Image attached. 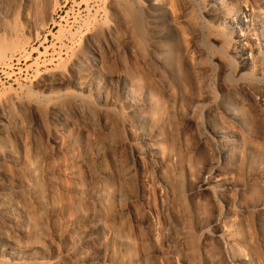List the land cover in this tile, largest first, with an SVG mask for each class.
<instances>
[{"label": "bare ground", "instance_id": "obj_1", "mask_svg": "<svg viewBox=\"0 0 264 264\" xmlns=\"http://www.w3.org/2000/svg\"><path fill=\"white\" fill-rule=\"evenodd\" d=\"M70 1L0 0V264H264V0Z\"/></svg>", "mask_w": 264, "mask_h": 264}, {"label": "rangeland", "instance_id": "obj_2", "mask_svg": "<svg viewBox=\"0 0 264 264\" xmlns=\"http://www.w3.org/2000/svg\"><path fill=\"white\" fill-rule=\"evenodd\" d=\"M109 3H110V0H92L91 2H89V0H71L69 5L67 6V10L64 11V13L61 16H59V18L57 19V24L55 26H52L51 29L49 30V33H52L51 38H50V44L51 45H57L59 43L58 38L60 36L61 37L68 36L69 31L76 33V32H79L80 30H82V28H84L87 24H89L90 22L93 21L92 18L94 16L95 12L97 10H100V9H101V12L104 11L107 8ZM89 4L95 10L93 12H90L91 14L89 13L90 10L88 9ZM101 15L102 16L98 17V19L100 21L103 20V14H101ZM40 57H41V55L39 53H37L34 60H31V62H29V63H27L28 62L27 59H24L21 66H13L12 68H9L6 66L0 67V90H3L5 88L11 86L12 83H15L14 81L17 79L18 80L20 79L21 83L28 85L27 81L30 77H32V75H34L35 69L31 71V76H29L27 73H24L23 76H19L20 78L18 76H16V78L13 79V82L8 79L9 73L11 72V70L19 69L20 67H23L24 69H26L27 64H29V66L32 65ZM16 64H18V63H16ZM16 84L17 85L15 87L17 88L18 83L16 82ZM133 191L134 192L136 191L135 188ZM189 191H190V189L187 187L185 189V192L187 195H189ZM152 192H153V190L150 188V195L149 196H151V198L148 196L149 197L148 199H149V202L151 203V207H152L151 212H150L149 208H147V206L145 204L143 205L142 203H140L138 205V208H137L138 209V217L140 216L139 220L142 221V222L141 221L140 222L144 228V235L145 236H147L146 234H148V228H147L148 226L146 225V223L150 217L149 214L152 215L153 219L155 218L154 221L158 224V226L160 225L159 227H161L162 230H164L163 224H162V222H160L161 220H159V218H160L159 212L161 213L160 203ZM185 201H186V199H185ZM185 204L188 205V206H186L187 209H189L190 207L192 208L194 206V204L190 198H188V201ZM190 214H191V212L187 213L188 216L186 215V217H188L187 219L190 221V222H188V223H190V224H188V226H189V231L191 232V233L189 232L191 240L189 237V239H188L189 245H187V249H186L187 253L186 254H187V256L189 255L188 258L190 259L191 264H206L204 257L202 255L203 252L201 249L202 248V244H201L202 243V239H201L202 235L200 233V230H198L194 227L195 225H193V223L191 221V217H190L191 215ZM165 234H166L165 232L163 233V235L161 234V236L158 238V240L156 242H152L149 239L148 240L146 239L147 243H148L147 244L145 242L146 243L145 248H147L146 249L147 252L149 251V253H151L157 249H160V251L162 252V257L158 260H153L154 262L152 261L151 264L152 263L155 264L156 261H158L156 264H160V263L161 264H178L177 262H175L171 259L169 252H167L168 251L167 237ZM189 248L191 250H188ZM214 249L216 250V251L213 250L214 255H219L220 253L219 254L217 253V252H219L218 249H216V248H214Z\"/></svg>", "mask_w": 264, "mask_h": 264}]
</instances>
